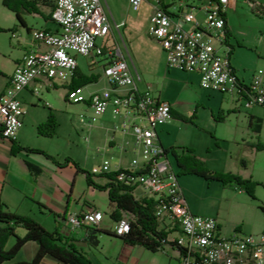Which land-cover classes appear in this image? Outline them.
I'll return each mask as SVG.
<instances>
[{
	"label": "built area",
	"instance_id": "1",
	"mask_svg": "<svg viewBox=\"0 0 264 264\" xmlns=\"http://www.w3.org/2000/svg\"><path fill=\"white\" fill-rule=\"evenodd\" d=\"M230 0H200L199 3H164L163 0H129L135 11L148 4L152 8L148 36L166 54L168 66L183 72L200 74V86L232 100L245 110L264 108V69L254 72L249 82L243 80L231 62V44L226 29V10ZM59 32L37 29L33 42L39 47L25 53L17 63L10 86L0 96V137L15 141L23 126L26 110L18 95L33 83L46 81L68 86L66 100L84 103L97 116L109 110L120 121L113 131L134 138L138 153L118 182L142 187L158 202L155 216L161 228L179 227L174 240L180 264H264V229L258 234L223 235L214 217L190 211L173 164L159 143L156 128L173 121L170 103L162 101L151 88L140 89V75L131 69L102 0H55L52 14ZM125 24H115L120 31ZM104 76L111 93H86L85 86L69 88L79 67L78 56L90 59L105 56ZM33 93L40 95L39 85ZM48 106V103H45ZM111 160H104L101 173H111ZM105 214L95 208L71 215L70 231L101 228ZM129 217L115 223L114 233L130 230Z\"/></svg>",
	"mask_w": 264,
	"mask_h": 264
},
{
	"label": "rangeland",
	"instance_id": "2",
	"mask_svg": "<svg viewBox=\"0 0 264 264\" xmlns=\"http://www.w3.org/2000/svg\"><path fill=\"white\" fill-rule=\"evenodd\" d=\"M2 1L0 0V72L2 73L0 88L3 87V75H8L12 71L15 57L23 50L21 46L24 43L23 39H33L34 31L28 32L19 23L16 15L2 5ZM163 1L170 4L178 3L180 0ZM199 1L187 0V3H199ZM112 4L117 12L128 19L130 36L126 29H120L114 33L133 72L138 73L144 83L158 89L165 97L176 99L179 102L180 111L187 117L192 116L194 110H197V119L192 123L177 120L162 128L163 145L165 147L188 145L192 150L194 149L209 169L236 173L257 184L254 197H251L244 190L233 186H223L221 182L192 175H180L174 158L169 155L174 171L176 175H179V184L190 211L206 217H214L224 227L234 228L239 234H258L264 226L262 210L264 208V129L257 137L252 133L250 135L252 137L246 136V143L242 140L239 141L240 145L233 143L236 124L240 126V130L248 129L245 117H249L250 110L243 109L242 115L226 116L227 121L224 124L215 123L214 116H217L222 106L220 96L218 94L209 96L208 92L200 90L196 75L167 67L166 55L161 51L158 43L148 36V26L152 15L150 8L144 4L139 11H135L129 0H113ZM228 6L226 17L229 26L240 42L249 47L236 53L235 64L241 73L244 72L245 77H250L254 70L264 69V61L259 54L264 53V21L259 20L247 0H230ZM23 17L29 23V29H38L40 23L33 15L25 14ZM77 59L82 73L100 76L97 83L85 86L86 93L99 91L109 86L103 71L108 60L97 57V65L91 67L89 58L78 56ZM140 83L138 84L141 86ZM40 89L44 94V101L50 107L39 104L36 110L37 117H43L51 108L58 123L56 134L53 136L55 140L51 141L49 148L52 153L69 155L71 158L66 159L75 160L74 162L81 169L85 167L88 172L95 175L101 174V165L105 159L111 160L112 164L118 163L124 157L120 146L108 151V139L111 135L110 132L101 129V126L106 124V118H109L107 114L111 113L110 110L103 116H97L93 110L87 112L88 108L84 103L72 104L64 98L67 88L60 84L52 87L48 93L42 89V86ZM23 124L25 125L24 120ZM40 137L37 145L50 143L47 139L49 137ZM128 139L133 142L130 137ZM258 143L263 145L262 150L256 148ZM132 158V152H128L124 159L130 161ZM143 191L145 190L139 187L136 194L139 195ZM96 193L87 192L85 197L93 203L91 206L102 209L101 212H103L106 197ZM103 222L104 226L113 227L114 225L110 217ZM18 230H20V236L25 235L26 230L21 228ZM113 239L116 238L103 234L102 239H98L100 242L98 246H89V255L93 257L94 264H116L111 255L117 251V248L109 243V240ZM140 264L180 263L165 253L158 252L150 253L141 260Z\"/></svg>",
	"mask_w": 264,
	"mask_h": 264
},
{
	"label": "crops",
	"instance_id": "3",
	"mask_svg": "<svg viewBox=\"0 0 264 264\" xmlns=\"http://www.w3.org/2000/svg\"><path fill=\"white\" fill-rule=\"evenodd\" d=\"M112 1L113 0L111 1L103 0L102 2L113 25L112 27L113 32L118 31L114 28L115 24L119 25L124 23L125 25L120 29H126L127 32L129 33L130 27H128L127 25L128 19L125 18V15L116 11V9L112 4ZM256 1L264 5V1H260V0H256ZM47 3L48 6H45L42 9L43 15H33V17L38 19L40 23L38 29H44L51 32H59L60 27L52 18V14L55 8V0H47ZM145 5H147L150 8L152 14L151 6H149L148 4ZM260 19L264 21V18L259 16V20ZM25 22H26V26L24 27L28 30V32L37 30V29H29V23L27 22L26 19ZM226 29H227L228 41H230L229 44H231V48H232V52H231L232 65L236 69L238 75L243 80L249 82L256 70L252 72L250 77H245L244 72L241 73L235 64L236 53L238 51L244 50L249 47H247L246 44L240 42L236 34L233 33L232 28L229 26L228 21H227ZM23 42L24 43L21 44L23 50L22 52H19V54L15 57L14 60L15 65L13 66L12 71L9 72L8 75L6 74L3 75L4 81L2 85L3 87L0 88V94L4 93L6 89L10 86L11 77L15 70V67L17 63H19L22 60L25 53L29 52L30 50L39 49V47L33 42V39L31 40L23 39ZM161 51L163 52L162 49ZM256 51H258V49H256ZM259 54L262 56V60L264 61V53L260 52ZM166 64L168 68H172L168 66L167 58H166ZM78 69L81 72L80 67H78ZM188 73H192L198 77L200 90L208 92L209 96H211V94H218L220 96L222 100V106L218 114L222 112L224 120L221 121L214 120L215 123H218V125L224 124L227 121L226 116H229L230 114L242 115L243 108L237 106L234 102H232V100L226 98L225 96H223L218 92L202 89L200 86L199 73L197 72H188ZM142 82L143 81L141 80L140 83L141 86L138 84L141 90L146 88H151L153 93L156 96H158L160 100L172 104L171 105L172 115L174 119L171 123L177 120L183 121L180 119L181 117L187 118V120L189 118H193L192 121L197 119L196 118L197 110H194L192 116L187 117L185 114H183L180 111L179 102L176 99L174 98L169 99L164 95H162V93L158 89L152 88L148 83L143 82L142 84ZM38 85L39 87L42 86V89H44L48 93L52 87H55L58 84H52L46 81H42L38 84L33 83L27 89L22 91L20 95H18L19 100L22 102L23 106L26 109V115L23 118L25 125L23 124L22 128L18 132L17 139L13 142L4 140L3 138L0 137V199L2 202H4L7 205L10 212L22 216L31 217L32 219L40 223L49 232L58 231L62 236L68 238L69 243L74 245L78 250L84 252L94 263L93 257H90L89 255L90 252L89 246L92 244L86 240L87 237L93 231L98 230L100 232L98 231L95 232L98 233V239L101 240L102 235L106 234L104 232H108V231L114 232V227L116 222L112 220L114 224L113 227L104 226V222H103L102 225L100 226L101 228L93 229V231L88 230L87 228H81L72 232L70 231L71 228H69L68 225V218L71 215L82 214L83 212H86L89 208H95L91 206L93 205V203L89 202L85 197L87 192H94V193L98 192L106 197V205H105V209L103 210V213L105 214V219L107 217H110V213L112 212L113 207L111 206L109 201L108 191H100L95 189L94 187L89 186L85 175L78 172L77 168L71 162H68L69 159H66V158H71L69 157V155H64V154L59 155V153H52L50 151L49 148H50V144L52 143L51 141L55 140V137L47 138L50 141V143L43 144L42 146L37 145L38 139L41 138L37 134V125L46 121L47 116H49L50 113L49 109H51L49 108L47 112H45V115H43V117L42 116L37 117L36 110L39 107V104L43 105L44 107H50L49 105L48 106L45 105L46 101H44V94H42L41 89L39 96L33 93L34 88L37 87ZM64 87L68 88V86H64ZM111 91H112L111 87L107 86L102 90L91 91L89 93L98 92L103 95H108L111 93ZM66 93L64 94L65 99H66ZM87 108H88L86 110L87 112L91 111V109L88 106ZM51 111L53 112L52 109ZM107 115H109V118H106L105 120L106 124H103L101 126V129L105 130L106 132L107 131L110 132L111 135V137L108 139V143H109L108 151H112L114 150V147L120 146L122 148L124 155V157H122V159H120L118 163H112L113 166L112 170L117 168H122V169L129 168L131 160L137 154L136 150L134 149L135 147H134L133 135L131 134L124 135L119 131L116 132L113 131V126L115 124H118L120 120L114 117L111 113H108ZM250 115L254 117L263 118L264 108L254 107L253 109L250 110ZM245 119L248 127L247 130L246 129L240 130L239 129L240 126L238 124H236V128L234 129L235 137L232 142L237 145H240L239 143L240 140L246 143L245 138L246 136H250L251 133L254 134L255 137L259 136L264 129V122H263V127L261 129V132L259 134L255 133L251 129L249 117L248 118L245 117ZM192 121L189 122L192 123ZM165 125L158 126L156 128V131L159 136V143L163 146V148L167 149L170 147L169 146L165 147L161 140L162 128ZM128 137L133 139V142L129 141ZM174 147L177 148L187 147L192 149L188 145H174ZM25 148L28 149L37 148L44 150L47 152L48 155L52 156L55 161H52L40 154L27 152L24 150ZM128 152L129 153L132 152L133 155V158L130 161L124 159L125 155H127ZM195 154L197 155L196 152ZM111 159H113V157H111ZM28 163L34 164L40 168L41 172L39 173V175L34 176L30 172ZM82 169L88 171L85 167H82ZM93 180L97 182V184H101V185H104L108 182V180L104 178H100V179L93 178ZM136 191L134 193V196L136 198H142L145 196L150 197L148 194H146L145 191H143L139 195L136 194ZM219 227L223 235L229 236L235 232L234 228H230L228 226L224 227L220 223H219ZM164 229L170 232L168 236V241L170 242L176 240V238H178V236L181 234V230L179 227H176L171 230H168L166 228ZM263 229L264 226L259 231V233L262 232ZM17 233L19 234L20 230H18ZM14 243H15V238H11L7 244V249L11 248ZM109 243L113 247L117 248V251L113 252L112 253L113 255H111V257L116 262V264H128V263L140 264L143 258L147 257L150 253H152L141 246H130L124 244L123 241L117 238L113 240H109ZM36 249H37L36 243L34 242L27 243V245L24 246L17 255L15 261L31 260L35 255ZM158 252L165 253L166 255H168V257H170L171 259H175L178 261V263H180L179 253L177 251L176 246L167 244L164 246L163 251L161 250ZM41 264H61V263H58V261L56 262L49 258H45L44 260H42Z\"/></svg>",
	"mask_w": 264,
	"mask_h": 264
},
{
	"label": "trees",
	"instance_id": "4",
	"mask_svg": "<svg viewBox=\"0 0 264 264\" xmlns=\"http://www.w3.org/2000/svg\"><path fill=\"white\" fill-rule=\"evenodd\" d=\"M251 4V9L259 17L264 18V5L256 0H247ZM2 5L13 12L19 23L26 26L23 15H43L42 9L48 6L47 0H3ZM227 26V20H226ZM106 60L108 58L105 56ZM2 73L0 72V76ZM76 78L73 79L69 88L86 86L88 84L97 83L100 79L99 75H85L77 69ZM1 96V94H0ZM50 110L49 116L45 122L37 127L39 136L53 138L56 134L58 123L55 114ZM215 120H224L223 113L220 112L214 116ZM183 121H192L193 118H180ZM251 129L259 134L263 127V118L249 115ZM258 150L263 149V145H256ZM30 153H36L55 161L54 158L46 152L38 149H24ZM170 154L175 162L180 175H192L206 180L221 182L223 186H233L240 190H244L251 197H254L255 186L257 185L251 179H244L242 176L232 172H219L209 169L204 161L199 158L194 150L187 147H170L165 150ZM71 162L78 172L85 175L89 186L100 191H108L109 201L113 207L110 218L117 222L123 215L129 217L130 230L123 235H117L114 232H104L107 235L123 241L124 244L130 246H141L152 253L163 251L164 246L170 244L176 246L174 241H168L170 232L161 228L156 216L155 210L158 205L155 197L136 198L134 193L136 186L126 185L118 182L116 179L119 173H124V169L111 173H101L100 175L92 174L85 169H81L77 163ZM30 172L37 176L41 172L40 168L34 164L28 163ZM93 178H104L108 182L104 185L97 184ZM177 178L179 175L177 174ZM264 211V208H262ZM26 230L25 235L20 236L18 229ZM88 230H92L87 228ZM98 231V230H95ZM100 232V231H98ZM11 238H15V243L9 249L7 244ZM29 242L37 244L34 257L27 261H15L21 249ZM90 245V244H89ZM177 248V246H176ZM178 251V249H177ZM45 258L58 261L61 264H94L93 261L82 251L78 250L74 245L69 243L68 238L62 236L58 231L49 232L40 223L31 217L22 216L10 212L7 205L0 199V264H41Z\"/></svg>",
	"mask_w": 264,
	"mask_h": 264
},
{
	"label": "water",
	"instance_id": "5",
	"mask_svg": "<svg viewBox=\"0 0 264 264\" xmlns=\"http://www.w3.org/2000/svg\"><path fill=\"white\" fill-rule=\"evenodd\" d=\"M89 243H91L93 246H98L99 241H98V233L93 231L86 239Z\"/></svg>",
	"mask_w": 264,
	"mask_h": 264
}]
</instances>
